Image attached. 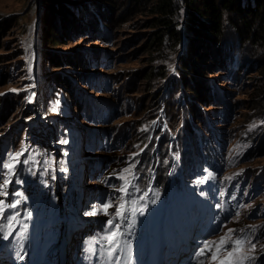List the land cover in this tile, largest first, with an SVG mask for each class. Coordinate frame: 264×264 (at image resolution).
Here are the masks:
<instances>
[{"label":"rangeland","instance_id":"1","mask_svg":"<svg viewBox=\"0 0 264 264\" xmlns=\"http://www.w3.org/2000/svg\"><path fill=\"white\" fill-rule=\"evenodd\" d=\"M94 1L70 6L80 25L50 51L77 60L58 67L38 60L45 0H0V264H58L62 244L65 264H101L109 219L128 244L167 219L188 224L191 203L218 216L225 191L236 206L194 240L197 253L211 246L195 264H264V101L252 49L227 35L228 68L206 70V96L184 103L176 65L186 41L149 51L153 29L130 0L117 11Z\"/></svg>","mask_w":264,"mask_h":264},{"label":"trees","instance_id":"2","mask_svg":"<svg viewBox=\"0 0 264 264\" xmlns=\"http://www.w3.org/2000/svg\"><path fill=\"white\" fill-rule=\"evenodd\" d=\"M130 1L133 3L132 9L135 8V12L144 17L143 27L153 29L151 40L145 44L149 51H163L169 44L176 50L183 40L186 41L185 51L176 65L180 88L188 94L182 100L184 103L201 101L206 96V70L228 68V63L223 61V54L228 52L227 35L233 33L237 37L239 48L246 49L249 46L253 51L255 65L262 76L257 96L260 101H264V0ZM75 2L76 0H45L44 20H40L37 32L39 62H52L58 67L62 66L61 62L74 65L77 57L69 54L61 56L50 49L62 45L70 29L73 30L74 25H80L70 8ZM94 2L95 6H106L115 11L119 9L118 0ZM166 42L168 45H165ZM151 74L152 72L149 76ZM202 158L208 164L209 155L205 150ZM187 162L188 155L184 158V163ZM158 169L155 167L153 183L159 185L164 183V176Z\"/></svg>","mask_w":264,"mask_h":264},{"label":"snow or ice","instance_id":"3","mask_svg":"<svg viewBox=\"0 0 264 264\" xmlns=\"http://www.w3.org/2000/svg\"><path fill=\"white\" fill-rule=\"evenodd\" d=\"M4 167L11 169L12 165L11 164H4ZM125 171H127V169ZM209 176H211V173H209ZM8 183H9V181L7 179H5L4 185H0V189H3L4 187H6ZM121 191L125 192V195L128 194L126 191V186L122 187ZM0 195L6 196L7 193L0 190ZM16 195L19 196L20 193H16ZM141 198H143V197H141ZM121 199H123V198H121ZM18 203H19V201L13 202V203L9 204V207L15 208V207H17ZM3 204H4V201H0V206H2ZM110 206L111 205L106 204L103 207H104V209H107ZM123 208H124V204L121 203L120 206L116 209L115 217H121V218L123 217V215H124L122 212ZM0 211H3L2 207H0ZM89 214L95 215L96 213L93 212V213H89ZM105 214L107 215V212H105ZM25 218H27V216ZM12 219H15V217H12ZM107 225H108V228L110 230L109 237H108V244H109L108 255H109V257H111L112 254L119 248V240L117 239V237L121 235V232H120L121 225L119 223L113 224L112 219H109L107 221ZM24 227L26 228L27 225H24ZM4 238L7 239V236H5ZM224 243H225V240L222 238L220 240L219 244L217 245V247H219V245L224 244ZM241 244H243V241H241V240L234 241V245H233L234 250H238V246H240ZM210 247L211 246L206 242L204 245V249L201 250L200 254L203 255L204 250H210ZM212 259H215V254H213ZM116 264H119L118 259L116 261Z\"/></svg>","mask_w":264,"mask_h":264},{"label":"bare ground","instance_id":"4","mask_svg":"<svg viewBox=\"0 0 264 264\" xmlns=\"http://www.w3.org/2000/svg\"><path fill=\"white\" fill-rule=\"evenodd\" d=\"M71 238V235L69 234V236L67 237V235H66V240H69ZM65 239V238H64ZM65 242V241H64ZM67 246H69V245H63L62 246V249H61V252L62 253H65L66 252V248H67Z\"/></svg>","mask_w":264,"mask_h":264}]
</instances>
